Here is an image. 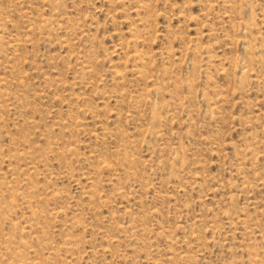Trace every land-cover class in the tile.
<instances>
[{
  "label": "rangeland",
  "instance_id": "obj_1",
  "mask_svg": "<svg viewBox=\"0 0 264 264\" xmlns=\"http://www.w3.org/2000/svg\"><path fill=\"white\" fill-rule=\"evenodd\" d=\"M0 264H264V0H0Z\"/></svg>",
  "mask_w": 264,
  "mask_h": 264
}]
</instances>
